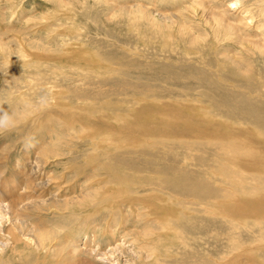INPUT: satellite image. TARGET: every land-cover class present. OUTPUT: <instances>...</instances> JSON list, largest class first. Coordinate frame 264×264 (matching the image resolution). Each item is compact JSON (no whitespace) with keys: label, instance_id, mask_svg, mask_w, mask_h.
Listing matches in <instances>:
<instances>
[{"label":"bare ground","instance_id":"1","mask_svg":"<svg viewBox=\"0 0 264 264\" xmlns=\"http://www.w3.org/2000/svg\"><path fill=\"white\" fill-rule=\"evenodd\" d=\"M105 1L109 6L104 15L110 21L117 20L115 28L125 26L128 33L130 28L138 29L140 41L148 28L149 34L153 31L161 36L163 46L178 39L187 57L177 58L180 62L176 63L165 62L166 67L180 68V72L169 76L166 67L160 68L167 75L158 76L157 82L152 79L156 71H140L142 76L136 75L133 80L125 72L130 67L116 64L123 60L110 63L97 60L92 52L82 55L93 58L94 68L93 74L83 75L84 85L88 86L75 87V102L81 98L98 101L100 95L114 92L117 86L125 92L144 90L142 96L135 92L133 100L123 101L127 109L138 110L130 115L133 118H120L117 124L100 115L99 104L86 102L68 109L62 96H55L58 91L50 103L35 107V123L29 125V130L39 136L32 144H45L44 148L34 147L33 151L41 155L24 156L30 161L25 169L18 166L22 177L10 176L6 153L0 156V264H12L2 261V255L6 249L14 252L24 238L43 244L38 240L48 230L35 220L43 210L57 205L58 209L89 210V200L99 209L107 199L115 200L123 212L121 227H126L127 216L132 219L131 226L142 228V235L148 229L145 220L149 214L160 223V249L171 250L161 254L168 260L153 264H264V0H177L179 10L164 15L155 14L140 1ZM202 28L209 32L195 34ZM208 44L216 52L218 64L209 67L208 61L206 65L198 62L202 65L199 68L189 64V55L202 54ZM72 55L77 57L79 53ZM105 73L107 76L102 77ZM180 73L195 74L199 84L222 94L221 99L209 97L207 101L204 92L194 98L184 89L181 96L189 97L169 96L171 88L167 84L180 79ZM113 80L121 85L114 86ZM90 84L108 87L98 94L99 90L93 91ZM4 93L0 97V118L8 115L3 112L9 106L16 108L6 90ZM132 104L136 107H130ZM67 120L89 127V136L78 138L89 151L68 156L65 171L46 169L51 159L45 155L62 156L52 151L65 140L52 125ZM101 127L111 136L98 137ZM46 137H53L54 142L40 141ZM145 149L149 150L147 154ZM147 168L154 174L144 173ZM98 185L107 190L95 197ZM146 186L157 191L136 197L135 193ZM75 215L72 212L70 216ZM99 217L105 214L100 211ZM113 219L110 216L107 223ZM73 249L80 251L77 256L86 255L95 264H104L95 258L99 252L93 255V249H81L77 244ZM135 249L139 257L149 252L143 244ZM56 264L78 263L68 256Z\"/></svg>","mask_w":264,"mask_h":264},{"label":"rangeland","instance_id":"2","mask_svg":"<svg viewBox=\"0 0 264 264\" xmlns=\"http://www.w3.org/2000/svg\"><path fill=\"white\" fill-rule=\"evenodd\" d=\"M119 1L122 4H128L127 0ZM128 1L135 4L140 1L139 3L142 2L143 5H146L145 7L151 8L155 14L160 15L168 14V12L173 14L174 11L179 10L178 7L180 6V3L177 4V0H153L155 3L151 0ZM108 3L109 1L105 0H0V97L4 96L6 90L7 96L12 99L16 106V108L14 106L6 108L3 113L8 115H1L0 118V156L6 153L10 176H23L21 171L18 170V166L25 169L26 164L30 161L24 156L28 154L34 157L41 155V152L33 151L34 147L44 148L45 144H32L35 139L39 140V136L35 131L29 130V125L35 123L33 120L37 113L35 107L50 103L55 91L59 93L55 96L61 95V100L68 109L86 102L95 106L99 104L101 109L98 112L102 113L100 115L108 117L113 124L119 123L120 118H133V115H130L138 110L135 104L130 107H136V109H127L126 103H123V101L133 100L136 96L135 92L142 96L141 91L144 90L125 92L122 90V86H117V90L112 93L100 95L98 101L81 98L75 102L74 97L78 96L75 87L80 86L82 88L85 86L86 82L83 75L93 74L92 69L94 68L91 64L93 58L82 57V55L92 52L97 60L112 61V63L123 60L116 64L130 67L125 72L128 71L126 74L129 78L132 77L133 80L136 79V75L137 78L138 75L142 76L141 74L144 71H148V73L149 70L156 71L152 79L157 80V82H160V78L156 79L158 76L167 75L160 69L165 68L167 62L174 61L176 63L177 61L180 62L177 58L186 59L185 47L178 39L177 42L176 39L170 42L169 46H163L161 36L153 31L149 34L150 30L148 28L144 31L146 33H143V37L141 36L144 39L142 41L136 36V32H138L136 28H130V33L126 32L125 26L124 28H115L114 26L119 25L117 20L110 21L104 15L107 12V5L109 6ZM254 10L256 9L254 8ZM194 32L195 34L204 33L206 35L209 31L202 28ZM205 38L207 37L205 36ZM208 46L205 45V49H207L203 52L204 54H198V56L196 53H192L189 55L187 59L192 60H189L188 63L196 65L195 68H199L203 64L206 65L208 62L207 66H216L218 63L215 61V55L217 56V54L211 50L209 44ZM208 49L209 51H207ZM60 53L63 54L58 56ZM71 53H79V56L74 57ZM206 54H208L207 58ZM131 61L136 62L128 65L127 63ZM198 62H201L202 65ZM166 68L169 70V76L174 75L177 71L180 72V68L175 69L172 66ZM87 70L90 72L87 73ZM132 74L133 76H131ZM187 74L180 73L181 78H179L181 80L178 79L169 84L165 83L171 88L169 89V92H171L169 96L175 99L189 97L188 94L181 96L185 92L184 90H187V92L192 93L191 96L194 98H196L194 95L200 96L199 93L204 92L206 93L204 99H207V101L211 100L208 99L209 97L221 99L222 94L210 92L207 85L199 84L197 82L198 77L195 74L194 76L192 73ZM103 76H107V74L105 73ZM100 77L96 76L98 79ZM182 79L184 82H182ZM113 82L114 86L121 85L115 80ZM186 83L191 84L188 86ZM106 86L90 84L89 87L93 91L99 90V94L102 89L108 87ZM41 91L42 95L40 94ZM165 95L168 96V94ZM14 109L16 110L12 112ZM52 127L61 132L65 140L63 143L57 144V148L52 151L53 153H62V156L45 155V158L51 159L46 169H54L57 172L65 171L66 167L69 166L68 156L89 151L86 149L88 146L86 144L81 145L78 138L89 136L90 130L87 125L82 127L79 126V123L70 120L54 122ZM98 135V137L102 135L110 137L111 133H105L104 128L101 127ZM28 138L30 141H28ZM47 140L50 143L54 142L53 137H46V139L40 141L45 143ZM144 151L146 154L149 152L148 149ZM144 173L154 174L148 168ZM12 180L14 179H10V181ZM106 190L102 185H98L95 190V197L98 193ZM154 191L157 190L152 186H146L139 193H135V196L144 197ZM67 195L73 196V193L67 192ZM114 201L107 199L99 205V209H96L98 205L94 204V201L89 200L92 205H90L89 210H85L83 207L58 209V205L52 206L50 210H43L38 214L39 217L35 219L36 223L43 224L45 229L48 230L46 236L38 240L43 244L39 246L36 241L24 238V242H20L14 252L6 249V252L2 255V261L9 260L12 264H56L70 256L78 264H95L86 255L77 256V252L80 251L73 249L74 244L79 245L81 249H93V255L99 252V255L95 258L104 264H139V262L141 264H153L168 260L161 254L163 250L171 249H160L158 235L161 227L160 223L156 222L155 216L148 215L145 220L148 229L145 230L146 234L142 235L139 232L142 229L140 226H131L132 219L129 216L125 217L124 220L126 221V227L120 226L123 220V212L120 207H116ZM81 206H84V204ZM100 211L105 214V217H99ZM72 212L76 215L70 216ZM110 216L115 219L107 223ZM142 244L149 252L145 251L143 257H139L135 248L137 245ZM154 253L156 256H151ZM101 254H106L105 258L101 257ZM108 260L110 262H107Z\"/></svg>","mask_w":264,"mask_h":264}]
</instances>
